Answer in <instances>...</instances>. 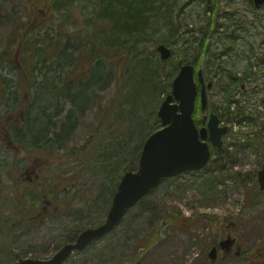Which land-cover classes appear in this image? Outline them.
Segmentation results:
<instances>
[{
	"label": "rangeland",
	"instance_id": "374dc122",
	"mask_svg": "<svg viewBox=\"0 0 264 264\" xmlns=\"http://www.w3.org/2000/svg\"><path fill=\"white\" fill-rule=\"evenodd\" d=\"M211 3L213 10L205 12L200 0H177L178 9L182 10L175 12L178 14L170 31L161 29L146 35L130 53L127 46L111 63L100 62L92 71H87L81 59L74 68L77 49L66 48L73 60L70 77L76 79L70 90L76 95L85 87L80 117L68 141L55 158L39 150L28 152L12 148L7 138L2 141L0 264L24 257L48 258L64 243L72 241L75 232L105 220L120 177L129 169L137 170L144 141L161 128L158 108L171 91L172 79L180 66L176 69V64L186 61L196 63L195 69H202L203 74L213 80L207 95L211 106L216 107L215 113L222 115L221 124L228 127L223 147H212L211 161L201 171L184 172L153 189L119 225L95 243L74 252L63 264H123V261L130 264H264V257L249 259L233 251L227 254L220 248L215 259L208 257L210 247L218 244L230 223L242 250L264 246V190L259 189L257 181V172L264 162V145H256L257 139L264 144V4L255 7L253 0H212ZM0 8L3 10L0 49H3L11 31L9 16L27 23L32 19L38 22L39 15L41 24L35 28V33L40 43H46L55 38L60 12L66 7L53 10L50 17L42 13L45 5L39 2L5 0ZM76 13L81 16L76 25L77 35L84 34L85 30L89 32L84 20H91L85 9L79 7ZM97 24L99 27V22ZM173 31H177L176 37H171ZM204 34L207 35L203 40L204 49L207 48L208 53L199 54ZM167 37L174 54L164 63L155 50V43ZM13 55L10 64L0 66V72L14 77L17 70L11 65L17 63ZM54 59L56 57L49 58L46 64ZM213 63H219L218 71ZM69 68L67 64L63 69H53L56 75L53 70L49 71V78L59 77L48 79L38 87L34 101L27 100L26 96L31 117L40 111L37 104L43 98L48 100L42 102L44 105L51 104L54 120L63 115L59 110L61 104L56 102V84L70 72ZM243 71H246V79L241 78L236 83L233 93L236 102L229 111L239 106L243 117L253 119L238 122L234 113L224 112L221 85L232 83L230 74L237 76ZM88 81H92V85L89 86ZM79 87L81 89L76 90ZM20 99L19 94L17 100ZM210 104L206 112L198 114L200 118L208 116ZM63 105L67 109L70 103ZM21 108L19 104L15 113ZM13 117L20 126L25 123L26 114ZM44 117L49 119L47 114ZM10 136L13 140L12 132ZM26 169L31 171L30 177L36 171L39 174L36 180L41 184H51L63 177L71 186L66 188L68 196L61 208L42 225L30 231H22L21 227L15 230L19 237L11 243L9 251L3 234L14 195L28 180ZM169 215L182 220L189 218L191 225L173 229L164 223ZM154 230L159 231L161 237L146 246V241L153 240Z\"/></svg>",
	"mask_w": 264,
	"mask_h": 264
},
{
	"label": "trees",
	"instance_id": "16d2710c",
	"mask_svg": "<svg viewBox=\"0 0 264 264\" xmlns=\"http://www.w3.org/2000/svg\"><path fill=\"white\" fill-rule=\"evenodd\" d=\"M4 2L5 0H0V6ZM27 2L32 4L34 2L43 3L45 9L42 13L46 14L47 17H50L53 10L57 8H66L60 12L55 38L46 41V43L44 41L40 43L39 37L35 33V28L41 24L39 15L36 18L38 22H33L36 20L32 19L25 23L19 18L15 19L7 14L11 31L6 38L5 47L0 49V66L9 63L11 55L14 54L12 59L16 61L17 65L13 64L11 67L17 72L14 77L0 72V133L4 134L5 129L7 130L8 141L13 147L20 150L25 149L28 152L39 150L48 154L51 158H55L58 151L73 133L80 117L79 109L82 108L83 104L85 87L83 91L76 94L77 96L73 95L72 90H70L71 84L75 85V76L71 78L70 75L77 65V61L79 59L84 61L86 68H88L87 71H92V68L100 62L111 63V59L120 56L125 47L128 46L127 52L130 53L146 35L150 36L153 32L156 33L161 29L170 31L176 14L182 9H178L177 0H27ZM200 2L204 4L203 9L205 12L213 10L212 3L206 4L202 0ZM79 7L85 9L91 21L84 20L89 32L85 30L84 34L77 35L76 25L77 22H80L79 18L81 17L76 13ZM2 11L0 8V14ZM98 22L99 27H97ZM69 27L75 29L69 30ZM176 32H171V37H176ZM206 38L207 35L204 34L202 41L199 43V54L208 53L207 48L204 49L203 42ZM157 43L171 46L169 37L163 38L155 44ZM69 46L77 49L78 57L74 62L70 57L71 53H68L69 56L66 52V48ZM51 57H56V59L51 61V64H46ZM162 61L165 63L167 60ZM72 62L73 66L75 65L73 69ZM67 64H69L70 72L61 79L60 84H56L57 93L55 94L56 102L61 104L59 110L63 115L57 116L54 120L55 112L50 110L51 104L44 105L42 103L45 100L48 101L47 98H43V101L40 100V103L37 104L40 111L36 113V116L31 117L32 110L30 111L28 108V101L25 103L26 96H28L27 100H33L37 88H41L46 80L58 79L59 76L49 78V71L59 67L63 69ZM213 64H216L215 70L218 71L217 64L219 65V63ZM178 65H180V62L176 64V69ZM56 72L54 71V75H56ZM229 79V82L234 83V85L232 83L221 85L224 90V112L234 113L233 117L238 122L244 119L252 120L253 118L243 117V110L239 106L236 109L234 108V111H229L231 104L236 102L233 100V93L236 91V83H238L234 75L230 74ZM91 82L88 81L89 86L92 85ZM80 89L81 87L76 88L78 91ZM19 94L22 97L21 101L17 100ZM66 103H70L67 109L63 105ZM19 104L22 108L20 112L15 113V109ZM210 107L211 110L216 112V107L214 109L211 104ZM59 113L57 112V114ZM199 113L201 112L198 108L194 114L197 126H201ZM14 114L20 116L26 114L25 123L20 126L17 119L13 117ZM46 114L49 119L45 120L44 115L46 116ZM218 115L222 117L220 113ZM29 124L30 127L28 128ZM10 132L14 134L15 139H10ZM2 141H0V156L3 150ZM256 142L259 147L264 145L263 140L257 139ZM38 177L39 174L34 176L31 181L27 180L25 186L20 188L14 195L11 211L8 215L9 222L6 224L3 234V242L9 251H11V243L19 237V234H15L17 228L21 227L22 231H30L42 225L55 210L61 208V204L68 196V189L66 188L69 184L71 186V183L68 182L67 178L62 177L57 181L53 180L51 184H41L36 180ZM184 219L173 218L169 215L164 218V223L173 229L188 228L191 225V220L189 218ZM79 232H75L73 237L76 238ZM159 237H161L159 231L154 230L153 240L146 241L145 245L156 242ZM14 257H16L15 254ZM123 264H130V262L123 261Z\"/></svg>",
	"mask_w": 264,
	"mask_h": 264
},
{
	"label": "water",
	"instance_id": "95a60500",
	"mask_svg": "<svg viewBox=\"0 0 264 264\" xmlns=\"http://www.w3.org/2000/svg\"><path fill=\"white\" fill-rule=\"evenodd\" d=\"M205 1L209 3L211 0ZM253 2L256 7L264 4V0ZM156 50L162 60L168 59L172 54L171 48L163 43H158ZM197 76L201 83L200 108L204 109L207 97L200 69ZM210 86L211 83H208L207 87ZM197 96L194 66L189 62L183 63L172 79L170 93L158 108L161 128L144 141L137 170L126 171L121 176L105 220L97 226L83 229L74 241L63 244L48 258L25 257L7 264H63L74 251L85 249L119 225L125 214L162 182L187 171L202 170L211 159L210 144L221 148L222 136L227 133L228 128L219 124V117L213 112L209 114L206 125L200 128L195 125L193 113ZM25 173L28 175L29 170ZM257 181L259 188L264 189V162L257 172ZM234 241L235 238L227 233L225 238L219 240L218 245L210 248L209 259L216 258L217 247L223 252H229ZM238 252L239 247L236 249L237 254Z\"/></svg>",
	"mask_w": 264,
	"mask_h": 264
},
{
	"label": "flooded vegetation",
	"instance_id": "af4514ba",
	"mask_svg": "<svg viewBox=\"0 0 264 264\" xmlns=\"http://www.w3.org/2000/svg\"><path fill=\"white\" fill-rule=\"evenodd\" d=\"M236 75L237 76H234V78L236 80H240L241 78H244V80L246 79V71L237 73ZM202 78H203V82H205V83H208L209 82V83H212L213 84V80L209 79L206 75L203 74V72H202ZM205 118H206V116L204 117V120H206ZM202 121H203V118H202ZM5 131L6 132H4V134H1L0 133V141H2L5 138L9 139V137L7 135L8 134L7 133V130L5 129ZM8 144H10V142ZM233 226H234V223H233ZM228 232L231 234L232 237L235 238V241H234V243L232 245L231 251L228 252L227 254H231V252L233 251V253L235 255L242 256V257L245 256L246 258H249V259H254V258L256 259L257 257L258 258L264 257V246L263 245H258L257 247H255V248H253L251 250L250 249H247V250L244 251L240 247L241 243H240L239 239L237 238V236L236 235H233V228L230 229V230H229L228 227L226 229H224L223 236L227 235ZM237 247H239L238 254L236 253Z\"/></svg>",
	"mask_w": 264,
	"mask_h": 264
}]
</instances>
